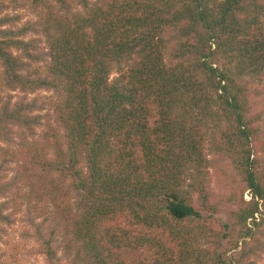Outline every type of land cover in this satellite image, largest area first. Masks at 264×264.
Segmentation results:
<instances>
[{
	"label": "trees",
	"instance_id": "obj_1",
	"mask_svg": "<svg viewBox=\"0 0 264 264\" xmlns=\"http://www.w3.org/2000/svg\"><path fill=\"white\" fill-rule=\"evenodd\" d=\"M262 121L264 0H0V233L25 205L45 264H255ZM15 146L48 193H10ZM209 155L233 173L217 199Z\"/></svg>",
	"mask_w": 264,
	"mask_h": 264
},
{
	"label": "rangeland",
	"instance_id": "obj_2",
	"mask_svg": "<svg viewBox=\"0 0 264 264\" xmlns=\"http://www.w3.org/2000/svg\"><path fill=\"white\" fill-rule=\"evenodd\" d=\"M113 77L114 75H112L110 79H112ZM17 95L18 94H16V96ZM261 125H264V121H262ZM46 131L49 132V129L47 127L45 129V132ZM53 133L55 139H58L60 134L58 133V128L55 124L53 125L52 130H50L48 135H52ZM44 136L45 133H39L35 137V139H29L27 144L29 146L33 144L36 145V147L38 146V144L44 146V144L41 143V141L44 140ZM54 142L55 141L52 138L50 142L52 143L50 147L51 150L47 153L46 156H49L53 151L52 149L56 148V144H54ZM44 143L47 144V141L44 140ZM28 145L26 146L27 148L29 147ZM3 147L4 149L9 150L8 146L4 145ZM12 149L15 151V157L9 158V160L13 159V162L7 163L4 179L5 182H11L14 185L10 187V193H20V197H22L24 193H44L45 190H43V188L41 187V183H39V173L41 175L43 174L41 170V164H36L38 161L34 159L35 157L33 155H29L30 151H27V154H25V156L24 153H21L18 146L12 147ZM209 160L212 162V167L210 169V178L212 181L211 188L214 192L213 195L217 199L218 195L225 194L224 192L229 190L230 185L234 183V180L231 177L233 173L225 162L217 161V157H215L214 155H209ZM227 170H229L230 173ZM49 176H51L55 182L59 181L57 174H52ZM48 181L49 180H47L46 182ZM49 191L50 190L47 189L45 193H48ZM61 191H69L67 182L63 184ZM249 197L250 195L247 192L243 194L244 201H248ZM41 200L42 203L47 202L48 205L44 209L45 212L41 214L37 212L36 214H34L36 222L38 223L43 219L48 218V221L46 223L49 227H47V229L58 228L56 226V221L50 220V215H47V211L52 208L51 200H49V197L46 196H43ZM21 201L24 202L23 199H21ZM239 203V200H237L236 202H229L225 205H221L218 208V218H220L224 223H227L229 227L234 223V219L230 217V213L239 208ZM25 207V205L22 207V213H20V215L16 217L15 222H13L12 225H5L4 232L0 233V264H45L42 257L36 254V252L34 251V244L30 241L24 240V231L26 230V228H30V226H26L25 223ZM227 240L228 239H226L225 241ZM226 247L227 244L225 242L224 248ZM61 251L60 253L61 255H63V251ZM63 264H67V262L64 260ZM255 264H264V255Z\"/></svg>",
	"mask_w": 264,
	"mask_h": 264
}]
</instances>
